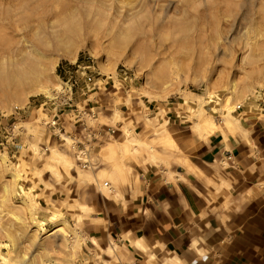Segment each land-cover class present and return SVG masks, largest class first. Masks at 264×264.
I'll use <instances>...</instances> for the list:
<instances>
[{
    "label": "rangeland",
    "instance_id": "1",
    "mask_svg": "<svg viewBox=\"0 0 264 264\" xmlns=\"http://www.w3.org/2000/svg\"><path fill=\"white\" fill-rule=\"evenodd\" d=\"M0 52V264H129L89 240L113 187L109 140L77 157L84 126L137 121L115 154L156 160L171 120L264 118V0H0Z\"/></svg>",
    "mask_w": 264,
    "mask_h": 264
},
{
    "label": "crops",
    "instance_id": "2",
    "mask_svg": "<svg viewBox=\"0 0 264 264\" xmlns=\"http://www.w3.org/2000/svg\"><path fill=\"white\" fill-rule=\"evenodd\" d=\"M182 118L165 127L171 148L156 160L115 154L125 126L139 122L95 126L109 141L94 173L109 172L113 189L90 215L89 240L114 241L126 263L264 264V118L244 115L234 133ZM152 130L143 127L140 140L150 142Z\"/></svg>",
    "mask_w": 264,
    "mask_h": 264
},
{
    "label": "built area",
    "instance_id": "3",
    "mask_svg": "<svg viewBox=\"0 0 264 264\" xmlns=\"http://www.w3.org/2000/svg\"><path fill=\"white\" fill-rule=\"evenodd\" d=\"M58 96H54L53 98H50L51 101L54 103L56 101ZM58 106H55V110L57 109ZM242 107L241 104L237 105V109H240ZM56 115V114H55ZM53 115L52 120L50 121V126L56 127L59 121V117H56ZM58 128V127H57ZM59 130H62V127H59ZM84 132L78 134H74L73 140L76 141V143L79 146V151H78V159L82 161L81 163L83 164L84 167H87L90 165L89 162V157L91 156L90 152L91 149L102 145L104 142V137H105V131L101 128L94 127L92 129H88L87 126H84L83 128ZM84 157L87 158L84 160ZM104 185L109 186V182L105 181ZM129 264H138L137 260L131 261Z\"/></svg>",
    "mask_w": 264,
    "mask_h": 264
},
{
    "label": "bare ground",
    "instance_id": "4",
    "mask_svg": "<svg viewBox=\"0 0 264 264\" xmlns=\"http://www.w3.org/2000/svg\"><path fill=\"white\" fill-rule=\"evenodd\" d=\"M52 37H54L55 38V36H53V35H51ZM57 37V36H56ZM58 39V38H57ZM1 53V52H0Z\"/></svg>",
    "mask_w": 264,
    "mask_h": 264
}]
</instances>
